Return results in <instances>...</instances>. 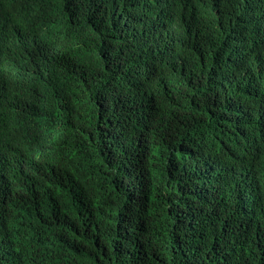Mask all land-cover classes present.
Instances as JSON below:
<instances>
[{"label": "trees", "instance_id": "trees-1", "mask_svg": "<svg viewBox=\"0 0 264 264\" xmlns=\"http://www.w3.org/2000/svg\"><path fill=\"white\" fill-rule=\"evenodd\" d=\"M16 47L0 264H264V0H0Z\"/></svg>", "mask_w": 264, "mask_h": 264}, {"label": "clouds", "instance_id": "clouds-1", "mask_svg": "<svg viewBox=\"0 0 264 264\" xmlns=\"http://www.w3.org/2000/svg\"><path fill=\"white\" fill-rule=\"evenodd\" d=\"M23 60V54L19 47L11 49L4 54L0 60V75L5 79L14 80L17 77V65ZM246 171L243 173H237L240 176V181L238 182L241 188L245 187L241 182L245 179ZM247 185V184H245ZM258 186H247L244 193L247 197H257L258 196Z\"/></svg>", "mask_w": 264, "mask_h": 264}]
</instances>
